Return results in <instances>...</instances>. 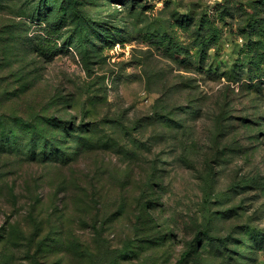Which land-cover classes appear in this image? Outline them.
I'll return each instance as SVG.
<instances>
[{"label":"rangeland","instance_id":"374dc122","mask_svg":"<svg viewBox=\"0 0 264 264\" xmlns=\"http://www.w3.org/2000/svg\"><path fill=\"white\" fill-rule=\"evenodd\" d=\"M0 264H264V0H0Z\"/></svg>","mask_w":264,"mask_h":264},{"label":"trees","instance_id":"16d2710c","mask_svg":"<svg viewBox=\"0 0 264 264\" xmlns=\"http://www.w3.org/2000/svg\"><path fill=\"white\" fill-rule=\"evenodd\" d=\"M48 126L52 127L50 125H53V128L59 129L60 132L63 131L65 133V136L63 137L64 139H67V126L63 125L62 123L63 121L59 118H57L56 116H51L50 118H48ZM38 130V131H37ZM54 130V129H53ZM52 130V131H53ZM26 132H31L32 134H30L29 142L32 143L33 147L39 142V140H41V147L40 148H32L31 152L33 153V155L29 156L30 158H35L37 155H35L36 151L39 150L38 155H47L48 153H57L58 154H62L63 153V149L59 148V145H62L60 142H62L63 138H60L59 136H57V133H51V130H48L45 127H41L40 129H37L33 126H27L25 128ZM36 133V134H35ZM16 132L14 130H10V135L15 136ZM17 135V134H16ZM10 137V136H9ZM42 150V154L40 153V151ZM46 158H48L46 156ZM63 160V158L61 159Z\"/></svg>","mask_w":264,"mask_h":264}]
</instances>
